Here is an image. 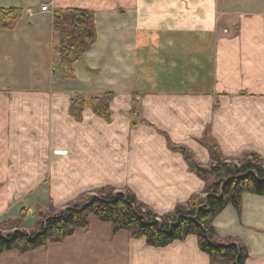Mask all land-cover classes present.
Returning <instances> with one entry per match:
<instances>
[{"label": "crops", "instance_id": "obj_1", "mask_svg": "<svg viewBox=\"0 0 264 264\" xmlns=\"http://www.w3.org/2000/svg\"><path fill=\"white\" fill-rule=\"evenodd\" d=\"M43 2L52 13L94 12L98 40L74 65L76 79L68 81L53 63L54 29L35 20L49 12L25 13V0H0V8L23 11L17 25L0 29V221L31 198L35 206L44 185L56 207L108 184L129 187L159 215L203 192V181L154 128L133 130L122 118L133 93L149 123L189 147L203 165L211 158L197 140L208 126L227 159L249 153L264 159L263 11L246 9L238 0ZM28 22L39 29L28 30ZM43 52L50 54L47 65ZM109 92L117 94L111 126L90 108L82 123L70 116L75 93L89 99ZM214 227L218 241L245 244L247 264H264V197L244 195L241 213L229 206ZM0 264H210V259L196 236L153 248L126 232L115 235L111 224L92 216L88 230L23 255L4 253Z\"/></svg>", "mask_w": 264, "mask_h": 264}, {"label": "trees", "instance_id": "obj_2", "mask_svg": "<svg viewBox=\"0 0 264 264\" xmlns=\"http://www.w3.org/2000/svg\"><path fill=\"white\" fill-rule=\"evenodd\" d=\"M22 14L23 11L17 8H0V29H11ZM53 29L58 39L56 66L66 67V79L72 80L75 78L74 65L97 43L96 16L84 9H58L53 13ZM114 97L105 94L86 102L79 95L74 96L70 116L81 122L84 110L90 107L94 115L110 124ZM200 143L210 154L208 166L203 165L188 148L175 146L168 140L169 149L180 153L190 171L205 183L203 193L193 195L186 204H179L173 211L159 216L142 204L133 192H116L107 187L93 196L80 197L59 212L54 210L53 204L47 211L37 206L36 230L23 232L12 222L11 227L17 228L15 232H0V256L12 251L23 255L63 243L77 230H88L90 218L94 216L100 222L111 224L115 235L126 232L132 239H144L153 248H166L196 236L210 264H246L249 255L245 244L231 239L218 241L214 222L229 206L240 214L244 195L264 197V159L254 153L245 154L239 160L227 159L207 132Z\"/></svg>", "mask_w": 264, "mask_h": 264}, {"label": "rangeland", "instance_id": "obj_3", "mask_svg": "<svg viewBox=\"0 0 264 264\" xmlns=\"http://www.w3.org/2000/svg\"><path fill=\"white\" fill-rule=\"evenodd\" d=\"M42 1L43 0H25V3H26V7H25V13L27 12V10L28 9H31V10H33V11H40L41 10V8H42V6L44 5V4H46L47 2H43V4H41L42 3ZM239 2L240 1H242V6H244L246 9H253V10H259V11H263L264 12V0H238ZM50 6V5H49ZM28 7V8H27ZM52 9H51V6H50V11H49V13H47V14H44V15H37L36 17H35V20L37 21H39V22H44V25H45V27L47 28V30L48 31H50V30H53V22L51 21L52 19H53V13H52ZM95 14V13H94ZM31 20V19H30ZM18 23V22H17ZM17 23H16V25H17ZM43 25V26H44ZM27 29L28 30H30V29H39L38 27H34V26H32L31 25V22L29 23H27ZM50 41L52 42V46H53V44H54V46L56 45L57 46V44L55 43V41H57L56 39H55V36L53 37V38H50ZM54 46H53V50H52V56H53V63L55 64V62H57L56 61V59L58 58L57 56L55 57V55H54V52H55V48H54ZM46 50V49H45ZM43 54H44V52H43ZM50 62V54L48 53L47 54V52H45V54H44V64H46L47 65V63H49ZM58 69L59 70H61L62 71V75H63V78L64 79H66L67 78V74H66V72L68 73V69L66 68V67H64V68H60V67H58ZM73 71H74V67H73ZM74 73V75H75V71L73 72ZM96 74H98V73H96ZM95 74V75H96ZM76 79V75H75V78L74 79H72V80H70V79H66V80H70V81H74ZM128 90V89H127ZM126 90V91H127ZM106 94H113L115 97H114V100H115V98H116V96H117V94H115V93H113V92H109V93H106ZM136 93H133V94H131V96H132V101H131V104H130V108L128 107V109L127 110H124V112H123V114H122V118L123 119H127L128 120V124L130 125V127H131V129H133L134 130V128L136 127V128H139L140 126H150V127H152V128H154L155 130H156V132L158 133V135L162 138V139H164L165 140V142H166V145H167V148L169 149V147H168V140H170L171 141V143H173V145H175V146H184V145H181V144H177V143H175L173 140H172V138H171V135L168 133V132H166V131H163V130H161V129H159V128H157L156 126H154V125H152V124H150L149 123V121H148V119H147V117H146V115H145V112H144V110L142 109V106H141V102L139 103V97L140 96H136L135 95ZM80 96L81 98H83L86 102H91L92 100H94V98H100V97H102L103 95H105V94H103V95H101V96H98V97H91V98H89V99H85L80 93H75L74 95H73V97L74 96ZM114 100H113V102L111 103V123L110 124H108L107 122V124L109 125V126H111L113 123H114V121H116V119H114V118H112V104L114 103ZM220 107V104L219 103H217L216 104V106H215V109H218ZM88 108H90V107H88ZM88 108H86L85 110H84V112L88 109ZM91 109V108H90ZM92 110V109H91ZM143 110V111H142ZM117 111H118V109H117ZM84 112H83V116H82V121L81 122H77L76 120V122L77 123H82L83 122V120H84ZM93 112V111H92ZM70 114V113H69ZM97 117V116H96ZM99 118V117H98ZM99 119H101V118H99ZM102 120V119H101ZM104 121V120H103ZM135 123V124H134ZM206 132L212 137V135L210 134V127L208 126L207 127V129H206ZM206 132H204V134L202 135V137L201 138H199L198 140H197V142H198V144L199 145H201V140H202V138H203V136L205 135V133ZM213 138V137H212ZM217 142V141H216ZM218 143V142H217ZM202 146V145H201ZM184 147H186V146H184ZM203 147V146H202ZM186 148H188L190 151H192L189 147H186ZM206 149V148H205ZM170 150V149H169ZM171 151V153H174V154H177V155H179V156H181L182 158H183V156L180 154V153H178V152H176V151H172V150H170ZM193 152V151H192ZM194 153V152H193ZM249 154H251V153H249ZM255 154V153H254ZM194 155H195V153H194ZM258 155V154H257ZM196 156V155H195ZM197 157V156H196ZM261 157V156H260ZM184 159V158H183ZM198 159V158H197ZM199 160V159H198ZM185 161V160H184ZM210 163H211V161H210ZM187 164V163H186ZM188 166V165H187ZM206 166V165H205ZM208 166V165H207ZM189 168V167H188ZM189 171H190V169H189ZM191 172V171H190ZM192 173V172H191ZM196 176V175H195ZM197 177V176H196ZM203 184H204V189H205V183L203 182ZM109 185V186H108ZM107 186L108 187H111V188H114V187H112V186H110L111 184H108ZM44 188H43V190L42 191H40V193H38V194H40V196H42V197H40L39 199H37L36 200V205L34 206V205H32L33 203H35V199L36 198H31V199H29V201H25L24 202V205H19L20 207H17V208H15V211L13 210V212L11 211V213H9V214H7V215H5L4 217H3V219L0 221V232H3L4 234H8V233H13V232H15V230H17V228L19 229V230H21V231H23V232H27V233H30V232H32V231H34V230H36V228H37V224H36V220H37V210H36V208H37V206H40V208H43L44 210H48L49 208H50V205L51 204H53V206H54V210L56 211V212H59V211H62V210H64V209H66L67 207H69L70 205H72L74 202H76V201H78L79 199H80V197H82V196H86V195H95L96 194V192L98 191V190H100V189H91V190H87V191H83V193H77V194H75V197L73 198V199H70V201L67 203V205H64V206H62L61 207V205L59 204L58 206L59 207H56V205H55V201L52 199V197H51V188L50 187H48V186H46V185H44L43 186ZM48 187V188H47ZM107 188V187H106ZM102 189H104V188H102ZM115 190H116V192H124V191H131V192H133L129 187H123L122 189H117L116 187L114 188ZM204 189H203V191H204ZM48 192H49V194H48ZM134 193V192H133ZM203 192H201V193H198V194H202ZM196 195V194H195ZM138 198V197H137ZM142 204H144V205H146V206H148L147 204H145L144 202H142L140 199H138ZM184 204H186V203H184ZM179 205V204H178ZM22 207H24L25 209H23V210H20V208H22ZM149 208H151L150 206H148ZM152 209V208H151ZM153 211H155L154 209H152ZM159 215V214H158ZM159 216H162V215H159ZM12 222H15L17 225V228L15 227V228H13V226L11 227V223ZM18 225H21V226H18ZM249 255V254H248ZM248 262V261H247ZM247 264V263H246Z\"/></svg>", "mask_w": 264, "mask_h": 264}, {"label": "built area", "instance_id": "obj_4", "mask_svg": "<svg viewBox=\"0 0 264 264\" xmlns=\"http://www.w3.org/2000/svg\"><path fill=\"white\" fill-rule=\"evenodd\" d=\"M50 11V6H49V3H46L42 6L41 8V12H49ZM29 17L32 18L33 17V14L30 13L29 14Z\"/></svg>", "mask_w": 264, "mask_h": 264}]
</instances>
